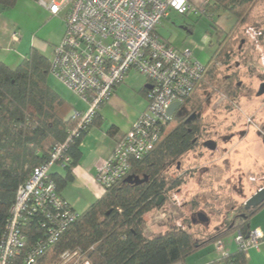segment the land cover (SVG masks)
Wrapping results in <instances>:
<instances>
[{"label": "trees", "instance_id": "trees-1", "mask_svg": "<svg viewBox=\"0 0 264 264\" xmlns=\"http://www.w3.org/2000/svg\"><path fill=\"white\" fill-rule=\"evenodd\" d=\"M251 1L206 0L202 12L226 11L238 25L246 21L245 9ZM16 3L17 0H0L3 10L14 7ZM232 30L217 31L216 47L206 62L205 72L192 94L183 102V105H189L190 113L175 114L163 127L154 147L141 158L131 160L126 177L138 176L143 181L127 182L124 177L103 187L102 195L77 213L53 250L46 251L38 259V264H57L59 253L67 249L81 250L89 264H174L197 249L214 245L217 240H225L237 231L246 236L250 230V218L264 206V201L249 208L242 205L236 214V223L230 220L224 230L202 239L177 226H169L164 233L154 236H148L144 231L146 214L163 205L170 191L182 184L180 178H172L166 171L199 144L201 121L194 114L201 108V100H198L196 89L214 86L218 73L216 61L229 65L233 56V41L229 39ZM212 59L215 62L210 65ZM50 60L40 50L31 47L15 67L0 61V240L18 189L34 168L48 161L52 148L65 141L75 125L70 114L71 105L47 82ZM233 78L234 74L225 76V84L232 91L235 90ZM144 92L146 95V89ZM233 96L230 93V97ZM172 122L175 125L169 128ZM87 129L73 138L68 146L69 162L62 165L65 175L50 173L58 193L74 179L72 168L81 159L79 144ZM160 198L161 202L157 204ZM191 221L194 223L193 219ZM29 229L25 230L28 240L33 241L40 231ZM218 260L223 264H239L245 261V251L238 249L235 253L220 256ZM21 262L20 257L13 264Z\"/></svg>", "mask_w": 264, "mask_h": 264}, {"label": "built area", "instance_id": "built-area-1", "mask_svg": "<svg viewBox=\"0 0 264 264\" xmlns=\"http://www.w3.org/2000/svg\"><path fill=\"white\" fill-rule=\"evenodd\" d=\"M38 3L53 15L66 8L64 33L54 48L49 73L77 95L87 109L71 113L75 125L66 140L52 148L48 161L34 168L18 189L0 240V264H13L20 257L21 264H38V259L53 250L65 228L75 220L77 213L57 192L50 169L56 164H68L66 151L70 142L88 128L130 70L147 79V106L130 129L116 139L99 168L96 180L102 187L126 177L131 160L141 158L154 147L163 127L192 94L207 67L190 50L172 47L157 33L159 22L171 12L180 15L189 12L193 8L191 0H38ZM12 38L17 41L18 35L13 33ZM174 103L178 106L170 113ZM32 228L40 231V235L29 241L25 230ZM263 239L264 234L258 229L249 230L246 236L237 231L232 237L238 249L245 252ZM214 249L219 256L228 254L225 240H217ZM57 264H89V261L81 250L67 249L59 253Z\"/></svg>", "mask_w": 264, "mask_h": 264}, {"label": "rangeland", "instance_id": "rangeland-1", "mask_svg": "<svg viewBox=\"0 0 264 264\" xmlns=\"http://www.w3.org/2000/svg\"><path fill=\"white\" fill-rule=\"evenodd\" d=\"M205 1L191 0L195 9L183 15L171 12L168 20L162 19L158 24L159 34L169 36L172 47L190 50L202 64H206L215 50L218 26L230 25L232 20L226 11L204 14ZM15 6L6 9L4 16L22 19L18 5ZM245 15L244 23L231 26L229 39L233 41V56L229 65L212 59L209 64L215 62L218 70L214 86L196 89L201 100V108L194 114L201 121L199 144L179 158V165H172L166 171L168 176L180 178L182 184L170 191L163 205L146 214L144 227L149 236L161 234L169 226L187 229L200 239L214 235L224 230L228 221L236 223L240 207L257 187L264 186V93L258 94L264 80V0H252ZM188 25L191 32L187 31ZM51 29H56L55 21L37 35L46 36ZM46 56L52 58V47ZM229 74H234V91L225 84V76ZM130 76L137 83L144 79L134 71ZM47 82L81 100L51 73ZM230 93L235 96L230 97ZM125 94L129 101H136L132 93L125 91ZM141 98L144 108L147 98L142 95ZM188 113L189 105H181L176 115ZM174 125L172 122L169 128ZM207 140L215 141L214 150L203 145ZM67 192L77 201L73 204L75 212H82L86 207L84 197L88 194H82L84 191L77 184ZM198 213L207 221H201ZM153 229L155 232H151Z\"/></svg>", "mask_w": 264, "mask_h": 264}, {"label": "crops", "instance_id": "crops-1", "mask_svg": "<svg viewBox=\"0 0 264 264\" xmlns=\"http://www.w3.org/2000/svg\"><path fill=\"white\" fill-rule=\"evenodd\" d=\"M16 5H18L22 13V19L11 18L8 14L7 17L4 16L6 10H3L0 6V61L11 67L18 65L31 47L40 50L45 55L52 47L53 54L54 48L61 42L65 29L66 8L61 9L57 15H53L36 0H17ZM192 7L194 8L193 4ZM227 14L230 15L228 12ZM169 17L170 14L168 17L163 18L162 21L164 19L168 20ZM230 17L232 19L230 25L224 27L220 25L218 27L225 31L229 30L234 23L233 16L230 15ZM54 21L56 22V29L47 31L46 36L37 35L43 32L48 23ZM190 28L191 25H188L187 31L191 32ZM158 30L157 26L159 37L171 44L169 36H161ZM13 33L18 35L17 41L13 40ZM54 33H56L55 36H53ZM132 71L139 74L134 69L129 71L125 82L123 81L124 83L122 82L115 88L110 99L100 108L97 118L81 138L79 144L81 159L72 168L74 179L59 191L61 197L74 210L73 204L77 201H74L71 194H68V189L77 184L84 191L82 194H88L86 195L87 197H84V204L86 206L84 210L102 195L103 187L96 180L99 168L111 153L116 139L130 129L132 123L147 106L145 105L143 108L141 98V95L145 96L144 89L148 87L147 79L144 77L142 81L137 83V80L133 78L134 76L132 78L130 76ZM49 85L71 105L70 114L74 110L82 112L86 109L87 105L82 100H76L64 89L56 85ZM125 91L132 93V97L136 101H129L125 96ZM136 92L139 95L135 94ZM50 173L65 175L66 170L63 166L54 165L51 167ZM254 192L252 191V193ZM249 228L250 230L258 229L264 234V206L250 218ZM144 231L145 233L147 232L145 227ZM153 231L154 229L151 230V232ZM165 231H160V233H164ZM234 234L227 237L229 240L225 241L227 253L229 254L238 251L237 244L232 240ZM219 257V254L214 249V245L208 244L189 254L183 261L174 264H223L219 262ZM239 264H264V239L257 246L248 248L245 252V261Z\"/></svg>", "mask_w": 264, "mask_h": 264}, {"label": "water", "instance_id": "water-1", "mask_svg": "<svg viewBox=\"0 0 264 264\" xmlns=\"http://www.w3.org/2000/svg\"><path fill=\"white\" fill-rule=\"evenodd\" d=\"M263 93H264V82L261 83L259 91H258V94L260 95ZM177 106H178V103L172 104L169 108V112L172 113ZM203 145L210 150H214L216 148V143L214 140H207L203 143ZM124 180L127 182H135V183H140L143 181V179L139 178L138 176L133 177L131 175L127 176ZM161 199L162 198L158 200L157 204H160ZM263 201H264V186L259 188L253 195H251L246 200L244 205L246 208H249V207L258 205ZM197 215L201 221H207V218L203 214L198 213ZM193 222H195L194 219H193Z\"/></svg>", "mask_w": 264, "mask_h": 264}, {"label": "flooded vegetation", "instance_id": "flooded-vegetation-1", "mask_svg": "<svg viewBox=\"0 0 264 264\" xmlns=\"http://www.w3.org/2000/svg\"><path fill=\"white\" fill-rule=\"evenodd\" d=\"M263 82H264V80H263ZM263 187V186H262ZM261 188V187H260ZM197 217H198V215H197ZM199 218V217H198ZM194 220H195V218H193Z\"/></svg>", "mask_w": 264, "mask_h": 264}]
</instances>
